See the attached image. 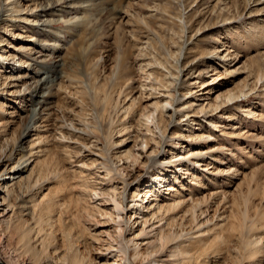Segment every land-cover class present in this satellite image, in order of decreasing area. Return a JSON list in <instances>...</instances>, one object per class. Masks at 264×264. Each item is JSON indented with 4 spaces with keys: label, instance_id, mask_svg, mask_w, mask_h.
<instances>
[{
    "label": "rangeland",
    "instance_id": "rangeland-1",
    "mask_svg": "<svg viewBox=\"0 0 264 264\" xmlns=\"http://www.w3.org/2000/svg\"><path fill=\"white\" fill-rule=\"evenodd\" d=\"M1 6L13 11L1 13ZM263 14L264 4L256 6L254 0H0V54L8 57L0 61V83L11 74L17 85L15 96L0 94V172L14 166L20 153L31 163L9 187L12 222L21 221L34 243L41 231L37 220H50L45 228L51 248L57 244L58 250L48 248L42 264H61L56 260L68 231L85 264H125L123 252L115 250L120 240L115 222L97 207L102 193L115 190L126 206L136 184L147 187L151 174L162 170V164L148 163L145 169L140 164L135 172L128 168L126 177L117 170L122 161L116 155L120 148L135 154L144 145L141 137L151 138L142 126L133 130L136 117L142 110L144 119L157 96L167 92L175 98L179 121L168 126L165 138L187 136L198 126L193 131L201 133L208 128L206 119L218 126L209 128L207 144L188 138L184 143L177 136L166 147L171 158L174 149L178 153L179 145L188 144L211 167L202 172L188 162L194 179L177 173L178 181L169 180L178 191L184 185L181 195L188 201L201 202L199 226L191 220L182 225L194 239L177 262L191 257L186 264H264V39L257 32L264 27ZM225 48L226 65L214 58L215 49ZM198 71L204 82L215 81L205 91L220 83L205 102L227 91L237 95L253 87L254 92L234 105L225 102L221 113L192 116L195 106H189L200 103L199 83H192ZM247 107L249 116L243 111ZM20 162L14 169L27 165ZM137 170L142 175L129 186ZM85 188H93L97 198ZM20 196L23 203L16 200ZM33 198L43 204L35 213L29 208ZM125 231L122 236L130 238ZM14 233L2 232L0 264H35L16 248ZM169 249L172 245L154 263L173 264Z\"/></svg>",
    "mask_w": 264,
    "mask_h": 264
},
{
    "label": "bare ground",
    "instance_id": "bare-ground-1",
    "mask_svg": "<svg viewBox=\"0 0 264 264\" xmlns=\"http://www.w3.org/2000/svg\"><path fill=\"white\" fill-rule=\"evenodd\" d=\"M254 2L256 6L264 4V0H254ZM1 8H2L1 13L7 12L9 10L13 11V9H7L5 6H1ZM259 12H263V11L259 9ZM31 14L33 13H30V16ZM24 19L25 21H30V22L34 21L33 17L32 18L24 17ZM257 32L259 33V36H261L262 39H264V27H261V29ZM248 35H250L249 32ZM227 50L228 49L226 48L222 49V51L215 49L214 58L221 60L224 63V65L228 63L227 58L230 55L229 51L227 52ZM223 51H225V53H223ZM2 59L8 60V57L3 56V54H0V61ZM13 61H17V60H13ZM207 68L208 71H213V69H209L210 65H208ZM193 78L194 77H192V79ZM203 78L204 77L202 73L198 71V74L195 76L194 82H192L193 84L199 83V87L201 88L200 89L201 93L198 99L200 103L189 106V107L195 106L192 109L189 108L190 111L193 110L192 116H195L199 112L206 114L208 116H212L214 112L221 113L226 108L223 106L225 102L227 103L231 101L234 105L238 99L244 96H248L254 92L253 87L248 89L247 91L244 92L242 91L240 94L237 95H234V93L231 91H227L223 95L222 94L215 95L214 100H211L210 102L208 101L205 102V100L209 99V95L214 93L213 89H216V87L219 86L220 83L217 84L214 88H211L209 91H205L207 90L208 86L215 84L214 83L215 81L209 84L207 82H204ZM1 86L4 87L2 90L0 89V94L7 92L9 96H15L17 90L14 89L17 85L16 82H13V76L11 74L6 77L4 76L3 82L0 83V87ZM152 87L153 86L151 85L149 86V88ZM140 95H142L143 97V94ZM142 97L140 98V100H144ZM222 97H226V100L223 101ZM135 100H137V97L133 98L132 100H129L130 101V106L128 105L129 108H131L132 105H134ZM156 100L157 103L156 102L153 103L149 109H146L148 111L144 119H141L140 115L142 116V110H139L140 114H138L137 117L135 116L136 126L133 127V130L135 129L137 130V128L139 127L138 131H141L140 129L141 126L144 127L143 130L145 129L144 131L146 133H150L151 138L146 136L141 137V135H136L135 137H141L142 142L140 143L144 145L143 147H139L138 151L135 154L131 150L123 151L122 148H120L116 156H118L117 158L120 161H122V164H121V168L117 170L120 173H122V175L125 174L126 177H129V174L126 171L128 170V168H134L136 167V165L138 167L140 164H141L140 169L141 168L145 169V167L148 166V163L151 164L149 167L152 166L154 167V164L156 165L162 164V170L158 171V173L156 174L155 173L151 174L150 176L151 179L147 187L140 188L141 185L136 184L137 185L136 188L130 194L131 201L126 206H123V204L119 200L121 197H119L117 193H115L116 192L115 190L114 194L112 192L111 195L110 194L105 195L102 193L101 194L102 202H100L97 207V209L100 212L101 210L105 211V212L103 211L101 212L102 215L104 214L103 216L115 222L114 230H116L117 237L120 239L119 243L116 244L118 249L115 250L118 251L121 250L123 252L124 258H122V260L124 261L125 264H155L153 259H157L161 255H164L165 251L164 253L161 252L164 250V247L167 245H172L173 247L172 252L169 249V255L173 258L171 257L168 258L169 261L173 260V264H179V263L186 264L187 261L188 262L192 261L191 257H181L177 262L176 256L182 255L183 253L181 249L189 246L192 240L194 239V236L185 234L186 229L183 228L182 225L186 224L185 222H188V220L197 222L199 215L196 213V210L201 205V202L192 197L189 198L190 200L188 201L186 198H184V196L181 195V190L184 189V185L180 183V190L178 191L177 188L175 189L174 185H171L169 183V180L172 178L173 182L178 181V177H176L175 175L177 173H180L181 175L190 173L191 177L194 179L195 175L189 172L190 168L188 167L187 164L188 162H194L196 167H201L200 170L202 172L203 171L206 172L208 169L211 168L210 163H204L202 160L197 159L199 156L201 157L200 150L193 151L188 147L189 146L188 144L179 145V149H182L183 151H179L178 153H175V151L178 150L174 149L171 158H167L165 156V153H166V147L169 144H174L173 139L176 138L177 136H180L181 138L183 137L182 141L184 143H186L185 139L188 138L189 141L197 140L202 144H207L208 142L207 138H210L209 128L213 129L218 127L216 123L212 120L206 119L207 121L206 124L208 128L205 131H202L201 133H196L193 131L194 129L199 130L200 126H198L196 128L195 127L190 128V130L188 131L189 134L187 136L174 134L173 136H170L169 139L165 138V135L168 136L166 134L168 126L170 125L173 126L177 120L179 121V117H177L178 108L173 106L175 102L174 101L175 98L174 96L170 95V93L168 92L160 94L159 96H157ZM168 106H170L171 109H168ZM169 110L171 111V113ZM243 111L244 113H246L245 114L246 116H249L252 113L250 107L245 108V110ZM137 112L138 111H135L134 114H136ZM224 117L228 120L231 119V115L229 113H226ZM193 121H198V120L195 119ZM156 130H158L157 133L155 132ZM158 133H160V135ZM155 134H158L160 137V139H158L159 141L157 142L153 138ZM221 134L223 135L224 133ZM130 137L131 135H128L126 139H122L120 142L124 143ZM152 140H154L155 142L154 145H152L153 144L151 142ZM18 156L19 157H17L14 166L10 167L9 169L2 170V172H0V178H2L0 180L1 181L0 188L4 189V191H2L3 194H1V190H0V194H1L0 199L2 202L0 203V206H3L0 207V242L1 239L3 238L2 232L4 228L5 229L7 228L9 230H14L15 235H13V237H15L16 248L19 249V251H21L23 254H30L31 260L35 264H42V261L44 260L43 255L49 252L48 248H50V251L53 248L55 250H58L57 244H55V246L51 248L52 247V244L50 243L51 234L50 232H48L49 230L45 228L46 224H48L50 220L47 219L43 221H41V219L37 220V226L38 228L41 229V231L36 232V234L34 235L33 238L34 243H31L30 239H28L27 233L25 231H29V230H27L26 228L24 229L23 223L21 221H17L16 224L12 222V217L14 213L13 210L11 212V208L14 206V204L10 202V199H12L13 188H9V187L13 184L14 180L17 179V175L20 174L22 170L25 171L27 169V166L29 168V166L31 165V163H28L27 158L23 159L25 157L23 154L20 153ZM142 158H145V161H142L141 160ZM6 160L8 159L6 158ZM19 161L23 162V164L27 163V165H25L20 170L14 169ZM194 170L196 171L197 169L194 168ZM134 172H135V168H134ZM171 173L172 175L167 178L168 174ZM141 175L142 174L139 173V171L137 173V177H134V175L132 174L130 177L131 180L128 182L129 186H131L135 178H139ZM3 183L7 185L5 186L4 184L2 186ZM191 184H195V182L193 181L191 182ZM160 187L161 188L164 187L162 189L164 191H161ZM54 190L58 191L59 187L58 189L56 188ZM85 192L91 193L96 198L98 196V193L94 192L93 188H89V190L85 188ZM162 192L163 194L161 195ZM22 197L23 196L17 197L16 200L17 199L21 200V202L23 203L25 200L22 199ZM106 201H110L111 203H108ZM35 202L36 199L33 198V200L29 204L30 205L29 208H31L32 213H35L37 209H41L43 207L41 200L36 202V204ZM109 204L112 205L111 208L109 207ZM108 209H110L109 213L106 212ZM9 212H11V214H9ZM201 213H204V211H201L200 214ZM46 214H48V212H46ZM46 214L44 215L46 216ZM87 217H89V215ZM197 223L199 226L200 222ZM140 224L141 226L139 231L136 234H134V229L138 227ZM179 224L183 228V230L176 229V227ZM126 229H128L129 231L128 235L131 233L132 236L130 238L128 237L125 239L124 236L122 235H125ZM147 235H148V239L146 238ZM71 237L72 235L71 232L69 231L66 232L65 235L63 236L62 248L65 250L63 253L60 254L59 258L56 261L61 262V264H85L84 262L86 258L85 256H83L84 254L82 253L81 250L74 248V243ZM5 242L6 240L3 239L2 243L5 244ZM183 243H185L186 245ZM159 253H161L160 256H158ZM112 264H116L115 260H113ZM161 264H165V263H161Z\"/></svg>",
    "mask_w": 264,
    "mask_h": 264
}]
</instances>
